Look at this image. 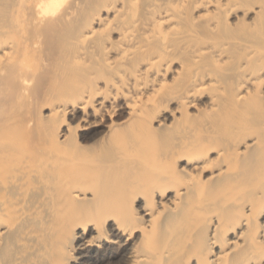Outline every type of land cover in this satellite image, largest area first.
<instances>
[{
  "label": "bare ground",
  "instance_id": "obj_1",
  "mask_svg": "<svg viewBox=\"0 0 264 264\" xmlns=\"http://www.w3.org/2000/svg\"><path fill=\"white\" fill-rule=\"evenodd\" d=\"M0 91V264H264V0H0Z\"/></svg>",
  "mask_w": 264,
  "mask_h": 264
},
{
  "label": "rangeland",
  "instance_id": "obj_2",
  "mask_svg": "<svg viewBox=\"0 0 264 264\" xmlns=\"http://www.w3.org/2000/svg\"><path fill=\"white\" fill-rule=\"evenodd\" d=\"M44 79H45V78H44ZM41 80H42V79H41ZM41 82H42V81H41ZM35 85H36V84H34V87H35ZM0 92H2V91H0ZM46 111H47V110L44 109V110H43V113H45Z\"/></svg>",
  "mask_w": 264,
  "mask_h": 264
}]
</instances>
